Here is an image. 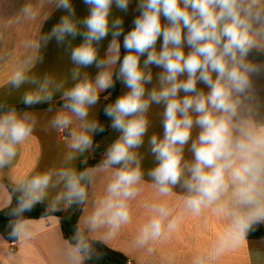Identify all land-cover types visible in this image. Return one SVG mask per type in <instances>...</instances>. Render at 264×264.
Wrapping results in <instances>:
<instances>
[{
    "label": "clouds",
    "instance_id": "clouds-1",
    "mask_svg": "<svg viewBox=\"0 0 264 264\" xmlns=\"http://www.w3.org/2000/svg\"><path fill=\"white\" fill-rule=\"evenodd\" d=\"M81 3L83 16L73 0H24L6 16L12 0H0V64L17 53L0 85V173L8 177L0 182V240L29 243L35 227L28 214L37 207L41 220L79 210L62 264H97V245L133 223V204L147 186L152 197L141 201L145 218L129 247L150 256L194 218L214 236L191 264H220L264 227V0ZM32 26L35 34L11 40L16 29ZM52 44L71 65L66 75L37 71ZM117 84L122 91L104 104V123L95 109ZM14 93L23 108L6 99ZM40 105L43 117L35 111ZM154 107L162 133L151 131ZM108 128L117 135L89 166L96 137ZM38 130L66 138L58 163L16 173L21 147ZM102 176L103 192L90 201ZM248 257L264 264L259 250Z\"/></svg>",
    "mask_w": 264,
    "mask_h": 264
},
{
    "label": "crops",
    "instance_id": "crops-1",
    "mask_svg": "<svg viewBox=\"0 0 264 264\" xmlns=\"http://www.w3.org/2000/svg\"><path fill=\"white\" fill-rule=\"evenodd\" d=\"M23 3L24 0H12V7H6L3 10V14L6 16L12 15ZM73 3L76 6L78 15L83 16L86 14V8L81 3V0H73ZM132 7H134V4ZM60 14L59 12L56 13L46 23L45 30L56 22ZM116 14L123 15L122 13ZM134 15L135 13L132 11V8H130L129 13L124 17L126 31L132 26L131 21ZM36 31V26H32L29 30H25L23 27L18 28L14 31L11 40L15 41L17 38H27L28 35L35 34ZM107 43V40L103 42L101 52H103ZM16 55L17 53L14 52L7 64H0V85L3 84L9 74L13 62L16 59ZM70 67L71 65L66 55L52 44L47 49L44 64L39 65L37 71H50L58 76H63L67 74ZM89 71L94 74L95 69H90ZM155 71H158V69H154V72ZM0 98H4L2 92H0ZM19 98L20 93H14L6 99L9 103L15 104L17 107H22L23 105L20 104ZM44 106L46 105L37 106L38 108L35 109L42 117L45 115ZM102 108L103 102H100L95 109V113L98 117L100 116ZM159 111L160 109L153 108V128L151 131L162 133L156 116V113ZM116 135L115 132L112 130L110 131V135L107 138L108 144L115 139ZM66 142V139L63 140L55 133H45L42 130H38L33 137L21 147L20 153L14 162L15 172L26 173L30 171H42L58 163ZM141 152L145 153L144 168L148 169L152 166V158L146 154L147 145H145L144 149H141ZM91 158L92 155H89L88 160ZM7 179L8 177L6 174L0 173V182L6 183ZM104 184L105 179L103 176L97 179L95 185L90 189V201L102 194ZM0 191H2V189H0ZM151 197V189L145 186L142 196L133 204V223L122 230L121 234L115 240L106 244V246L123 254L128 260H131L133 264H191L192 257L202 250L214 236L213 232H202L200 221L194 218L186 220L180 230L171 239L156 246L154 254L150 256L134 251L129 247V241L135 233L136 226L145 218L144 210L140 206L141 201L150 199ZM34 227V238L27 244L12 245L4 240H0V264H62L60 253L65 239L62 234L60 220L55 217L47 220H37L34 221ZM11 247L14 248L13 253L16 254L15 257H9L7 254L11 252ZM249 249L259 250L260 257L264 260V239L248 240V243L241 250L230 253L222 258L220 264H249ZM253 264H255V261Z\"/></svg>",
    "mask_w": 264,
    "mask_h": 264
},
{
    "label": "trees",
    "instance_id": "trees-1",
    "mask_svg": "<svg viewBox=\"0 0 264 264\" xmlns=\"http://www.w3.org/2000/svg\"><path fill=\"white\" fill-rule=\"evenodd\" d=\"M121 89L122 86L117 84L115 89L109 90L110 95L109 93L102 94L101 102H103V106L104 104L114 100L115 97L120 94ZM106 96L108 97V99H105ZM18 108H23V106ZM99 119L102 122L107 123L106 119L102 114V111L100 113ZM110 131L111 129L108 128L102 135L96 137V141L99 147L97 148L95 154L92 155V158L88 160L89 166L96 164L100 160L101 154L108 145L107 138L110 135ZM41 211L42 209L40 207H37L32 213H29L28 215L32 217L34 221L41 220L39 219L41 216ZM80 215L81 213L79 210H66L64 212L57 213V216L60 217L59 220H60L61 230L65 240L71 236L73 228L76 225L78 219L80 218ZM5 223H6V218L3 216V214H0V234L4 233ZM262 239H264V227L260 228V230L256 231L255 233H253L251 236L248 237V240H262ZM97 249L98 252L100 253L97 264H126L128 261L126 256H124L123 254L117 251L110 249L106 245H97Z\"/></svg>",
    "mask_w": 264,
    "mask_h": 264
},
{
    "label": "built area",
    "instance_id": "built-area-1",
    "mask_svg": "<svg viewBox=\"0 0 264 264\" xmlns=\"http://www.w3.org/2000/svg\"><path fill=\"white\" fill-rule=\"evenodd\" d=\"M60 137H61L63 140H65V139H66V138H65V137H63V136H60ZM10 251H11V252H14V248H13V247H11V248H10ZM126 264H133V262H132L131 260H128Z\"/></svg>",
    "mask_w": 264,
    "mask_h": 264
}]
</instances>
